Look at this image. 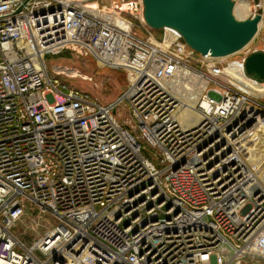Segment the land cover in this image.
<instances>
[{
	"label": "built area",
	"instance_id": "obj_1",
	"mask_svg": "<svg viewBox=\"0 0 264 264\" xmlns=\"http://www.w3.org/2000/svg\"><path fill=\"white\" fill-rule=\"evenodd\" d=\"M23 1L0 0V264H264V163L245 154L264 142V95L229 78L249 79L257 48L224 64L173 28L150 41L142 0L11 14ZM65 50L123 70L125 88L104 102L52 78L44 56ZM27 202L51 217L31 243L14 231Z\"/></svg>",
	"mask_w": 264,
	"mask_h": 264
},
{
	"label": "water",
	"instance_id": "obj_2",
	"mask_svg": "<svg viewBox=\"0 0 264 264\" xmlns=\"http://www.w3.org/2000/svg\"><path fill=\"white\" fill-rule=\"evenodd\" d=\"M252 1L257 6L254 13L238 19L233 14L234 0H142L143 17L151 29L173 28L196 52L221 57L237 52L254 38L262 9L259 0ZM243 67L247 77L264 82V50L249 52Z\"/></svg>",
	"mask_w": 264,
	"mask_h": 264
},
{
	"label": "rangeland",
	"instance_id": "obj_3",
	"mask_svg": "<svg viewBox=\"0 0 264 264\" xmlns=\"http://www.w3.org/2000/svg\"><path fill=\"white\" fill-rule=\"evenodd\" d=\"M112 1L119 3L121 0H98V3L100 5L104 4L106 5V7L109 8L113 6ZM246 1H248L252 6H255L252 0ZM93 2H95V0H93ZM235 2H239V0H235ZM233 14L238 19L246 18L251 15V13L249 14L245 11L239 10L237 5L235 9H233ZM134 24L138 25L135 20ZM135 31L138 34L145 35L150 41H158V38H160L163 33V29H151V31L149 32L150 34L148 35L144 33L145 31L142 30L140 27H135ZM263 42L264 26L255 35L248 47L250 48V50H253L255 48L260 49L262 47ZM239 56V53L231 55L227 58H224L223 62L225 64L226 62L231 61L232 59H235ZM44 63L46 65L49 75L52 78H57L60 83L72 85L81 91L87 92L89 95L98 98L100 101L106 102L114 99L119 93L122 92V90L126 86V74L123 70L100 66L97 64L94 57L92 56H76L72 51L65 50L58 54L46 53L44 56ZM54 64H59L63 66L66 65L67 67L78 69L83 74L89 76V79L82 80L79 77H68L65 74L56 75L52 70V66ZM261 101L264 103V98H262ZM117 116L120 121H123L125 118L124 115ZM245 149H248L249 152L252 153L253 159L250 162L253 164V167L258 171L264 163V142L258 143L252 141L249 138L248 142L245 144ZM146 151L147 152L145 154H149L150 151ZM49 226H51V217L48 214L39 213L37 210L34 209L32 204L27 202L25 204L24 213L17 222V227H15L14 231L18 233L19 236L22 237L27 243H31L35 240L36 237L42 235V233Z\"/></svg>",
	"mask_w": 264,
	"mask_h": 264
},
{
	"label": "bare ground",
	"instance_id": "obj_4",
	"mask_svg": "<svg viewBox=\"0 0 264 264\" xmlns=\"http://www.w3.org/2000/svg\"><path fill=\"white\" fill-rule=\"evenodd\" d=\"M87 3H88V5H90L92 7H97L98 6V2L96 0H95V2H93V0H89V1H87ZM112 3H113V6H111L109 8H110V10L112 9L115 12H119V11L124 10L126 8L125 4L124 5H120V6L118 5V7H116L114 2H112ZM261 3H260V7L262 9V13H261V19L258 22L257 32H259V30L261 29L262 25L264 24V0H262ZM236 5H237L239 10L245 11L246 13H249V14L251 13V15L254 13L255 9L257 8V6H252L246 0H239V2H235V0H234L233 9H235ZM136 14H137V16H140V18H142L143 21H144L143 5H142V9H140V8L137 9ZM164 28H166L167 34L173 35V30L172 29H169V27H166V26ZM257 32H256V34H257ZM255 35H254V37H255ZM251 41H249V42H251ZM232 54H229V55H232ZM229 55L221 56V57L224 58V57H228ZM204 56L216 58L215 56H211L210 54H206ZM59 69H62L65 73H67L68 77L69 76L70 77H74V78L79 77L82 80L89 79V76H87L86 74H83L78 69H75V68H69V69L59 68ZM229 70H230V73H231L229 78L231 79V78L234 77V78L240 79L241 85H244V87L246 88V90H248V92H250V93H252L254 95H261V96L264 95V82H256V81H254V80H252L250 78L249 79L244 78V77L238 75L233 68H229ZM203 84H204V82H203ZM188 104H189V106L194 104L193 98H190V97L188 98ZM180 117L186 118V122L189 123V124L190 123H194L197 120V114L194 111H192V109H190V107H188V109H185V110L181 111ZM259 152H261V151H259ZM245 154H246V157H247V159L249 161H251L253 159V155H252L251 152H249L248 149H245Z\"/></svg>",
	"mask_w": 264,
	"mask_h": 264
}]
</instances>
